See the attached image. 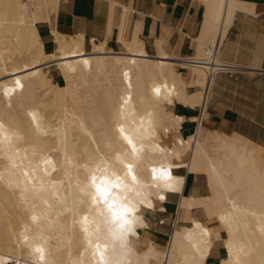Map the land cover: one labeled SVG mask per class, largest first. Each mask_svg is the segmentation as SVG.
Returning a JSON list of instances; mask_svg holds the SVG:
<instances>
[{
	"label": "bare ground",
	"instance_id": "6f19581e",
	"mask_svg": "<svg viewBox=\"0 0 264 264\" xmlns=\"http://www.w3.org/2000/svg\"><path fill=\"white\" fill-rule=\"evenodd\" d=\"M58 1L0 0V264H207L221 231L218 264H264V158L203 124L181 136L183 115L169 108L204 104L211 62L199 61L186 82L165 55L160 72L137 38H122L133 57L126 68L103 44L55 30L47 52L37 24ZM254 8L211 0L204 40L215 46L236 10ZM50 61L63 84L48 77ZM187 172L206 174L209 194L182 195V222L163 249L144 235L146 214L165 210L157 202L168 191L184 192ZM101 180L116 185L126 223L94 199Z\"/></svg>",
	"mask_w": 264,
	"mask_h": 264
},
{
	"label": "crops",
	"instance_id": "0c3cea01",
	"mask_svg": "<svg viewBox=\"0 0 264 264\" xmlns=\"http://www.w3.org/2000/svg\"><path fill=\"white\" fill-rule=\"evenodd\" d=\"M210 1L59 0L50 20L39 22L37 28L47 52H53L57 48L54 30L67 37L84 35L87 45L93 40L103 44L106 50L120 54L126 68L131 67L133 57L122 38H127L129 42L137 38L143 41L147 54L160 72H163L161 55H165L182 79L189 82L197 65L186 64L179 58L196 55V58L202 59L206 40L209 41L208 38L204 40L203 32L210 18ZM240 1L255 4L254 12L236 10L225 36H220L218 42L221 58L244 67L239 78L235 80L227 74L216 75L211 81L205 106H192L177 101L169 108L176 115H183L179 128L181 136L192 135L197 118L203 115V125L254 146L258 160L263 161L264 1ZM46 65L52 82L63 84L64 77L56 62L50 61ZM176 66L190 71H179ZM183 74L189 77L185 78ZM197 89V86L188 87V92ZM192 117L195 119H190ZM187 123L189 126H185ZM184 187V192L168 191L167 198L163 202H157V207L162 205L165 210H159L158 207L146 214L148 226L144 235L160 247L164 248L168 243L171 222L182 195L191 193L204 197L209 194L208 178L204 173L187 172ZM198 209L203 211L202 208ZM205 220L208 218L204 216L203 221ZM210 225L215 227L217 223L212 221ZM226 235L225 231H221L220 237L215 238L207 264H218L226 256L223 246Z\"/></svg>",
	"mask_w": 264,
	"mask_h": 264
},
{
	"label": "built area",
	"instance_id": "2783aa9c",
	"mask_svg": "<svg viewBox=\"0 0 264 264\" xmlns=\"http://www.w3.org/2000/svg\"><path fill=\"white\" fill-rule=\"evenodd\" d=\"M218 42H219V39H217V42H216L215 46H212L211 42L206 45V49H207V52H208V55H207L206 59L196 58V55H194V56H184V57H180L179 58L180 60L184 61L186 64H190V65H193V66L197 65V64H200L199 61H208V62H211L210 63L211 65H213L212 69H210L209 72H208L210 83H209V86H208V88L206 90L205 101H204V104H202V106H205V104H207V102H208V98H209V94H210L211 81L216 75H218V74H227L229 77L237 80L239 78L241 72L244 69L243 66H241V65H239L237 63L230 62V61H227V60H224L223 58H221V56L219 54V47L220 46H219ZM178 67H179V69H182V70L186 69V68H182L180 66H178ZM203 119H204V116L202 115L195 122L196 126H195L193 134L196 133L198 127L202 124ZM186 138H188V136H186ZM181 169H184V167H182ZM179 221H180V212H179V207H178V209L176 210V212H175V214L173 216L172 222H171V226H172L173 229L177 226ZM160 222L163 223V221H160Z\"/></svg>",
	"mask_w": 264,
	"mask_h": 264
},
{
	"label": "snow or ice",
	"instance_id": "6c2138e0",
	"mask_svg": "<svg viewBox=\"0 0 264 264\" xmlns=\"http://www.w3.org/2000/svg\"><path fill=\"white\" fill-rule=\"evenodd\" d=\"M135 179V177H133ZM93 183L95 184V178H93ZM116 185H113L112 187H109L104 184L103 180L99 184L95 185V190H96V197L94 199L98 203H103L104 205L107 206L108 211L111 213L113 218L118 219V220H124L125 223L127 222L125 220V215L127 213V209L124 208L123 206L117 207L116 200L112 196V191L113 188H115Z\"/></svg>",
	"mask_w": 264,
	"mask_h": 264
},
{
	"label": "rangeland",
	"instance_id": "374dc122",
	"mask_svg": "<svg viewBox=\"0 0 264 264\" xmlns=\"http://www.w3.org/2000/svg\"><path fill=\"white\" fill-rule=\"evenodd\" d=\"M211 41H208V40H206V45L208 44V43H210ZM206 56V54L204 53V50H203V59H204V57ZM177 68H179L178 66H176ZM47 72H48V68H44ZM185 70H188V71H190L189 69H179V71H185ZM183 76L185 77V78H188L189 77V75H188V77H186L184 74H183ZM48 77L49 78H51V76H50V74H49V72H48ZM64 83V82H63ZM188 156V157H187ZM189 158H190V151H188L187 152V154H186V156H184V160H189ZM193 215L194 216H196V217H198V218H200V219H202L203 220V218H204V216L205 217H207V215H206V213H205V211L203 210V211H200V209H198V212L197 213H194L193 212ZM208 218V217H207ZM205 221H207V220H205ZM181 219H180V221H179V223L177 224V225H179V224H181ZM172 230H173V228L171 229V231H170V234H171V232H172ZM165 248V247H164ZM163 248V249H164Z\"/></svg>",
	"mask_w": 264,
	"mask_h": 264
}]
</instances>
